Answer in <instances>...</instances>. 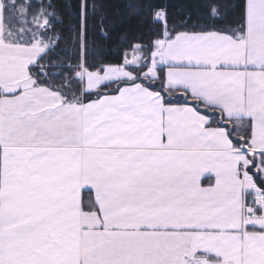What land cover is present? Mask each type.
<instances>
[{"label": "snow or ice", "instance_id": "obj_1", "mask_svg": "<svg viewBox=\"0 0 264 264\" xmlns=\"http://www.w3.org/2000/svg\"><path fill=\"white\" fill-rule=\"evenodd\" d=\"M0 264H264V0H0Z\"/></svg>", "mask_w": 264, "mask_h": 264}, {"label": "trees", "instance_id": "obj_2", "mask_svg": "<svg viewBox=\"0 0 264 264\" xmlns=\"http://www.w3.org/2000/svg\"><path fill=\"white\" fill-rule=\"evenodd\" d=\"M114 3H118V0H113ZM115 28L113 29V35H117L121 30H123L124 28L129 27V23L134 26L135 22L131 21L129 23H125L123 25L120 24V18L119 17H115Z\"/></svg>", "mask_w": 264, "mask_h": 264}]
</instances>
